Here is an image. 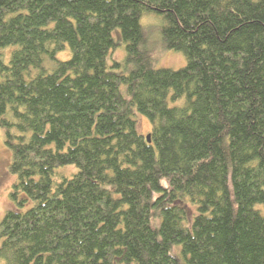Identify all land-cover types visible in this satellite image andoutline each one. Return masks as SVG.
Masks as SVG:
<instances>
[{
	"label": "trees",
	"instance_id": "16d2710c",
	"mask_svg": "<svg viewBox=\"0 0 264 264\" xmlns=\"http://www.w3.org/2000/svg\"><path fill=\"white\" fill-rule=\"evenodd\" d=\"M0 127L7 264H264V0H0Z\"/></svg>",
	"mask_w": 264,
	"mask_h": 264
},
{
	"label": "rangeland",
	"instance_id": "374dc122",
	"mask_svg": "<svg viewBox=\"0 0 264 264\" xmlns=\"http://www.w3.org/2000/svg\"><path fill=\"white\" fill-rule=\"evenodd\" d=\"M155 14V13H154ZM152 13H145L140 18V23L147 29V39L145 41L146 49L153 54L155 57V65L157 67H169L172 69H177L185 65V57L182 52L174 50H165L162 46L161 36L159 32V26L161 22H157V18L160 16L157 14L151 17L149 15H154ZM123 52V53H122ZM108 60H115L121 62L124 59V44L115 47L110 53ZM69 55V49L60 52L56 55L57 59L67 58ZM183 99L178 100L177 103L169 101V105H180ZM135 116V121L137 122L138 131L140 133L146 134L150 131L151 124L147 117L141 113ZM11 162V152L6 147L4 143L3 130L0 127V221L3 218L5 212L12 208L13 201L11 200L10 194L13 191L14 185L17 181L16 175L10 172L9 166ZM75 166H63L58 169V174L71 175L75 172ZM59 177V176H58ZM259 208L261 206H258ZM1 243V240H0ZM0 264H7L3 258H0Z\"/></svg>",
	"mask_w": 264,
	"mask_h": 264
},
{
	"label": "bare ground",
	"instance_id": "6f19581e",
	"mask_svg": "<svg viewBox=\"0 0 264 264\" xmlns=\"http://www.w3.org/2000/svg\"><path fill=\"white\" fill-rule=\"evenodd\" d=\"M147 141L149 142V136H147Z\"/></svg>",
	"mask_w": 264,
	"mask_h": 264
}]
</instances>
